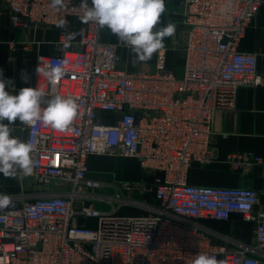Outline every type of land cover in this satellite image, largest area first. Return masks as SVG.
I'll return each instance as SVG.
<instances>
[{
  "label": "built area",
  "instance_id": "1",
  "mask_svg": "<svg viewBox=\"0 0 264 264\" xmlns=\"http://www.w3.org/2000/svg\"><path fill=\"white\" fill-rule=\"evenodd\" d=\"M7 3L19 30L56 26L84 11L76 0H63L59 10L51 0ZM263 3L182 0V74L167 66L165 50L149 70L119 69L116 46L102 42V28L92 22L77 49L40 59L36 90L74 98L78 114L64 131L42 121L27 126L35 164L27 177L36 188L20 206L0 210V264H193L199 254L223 264H264V213L255 212L260 192L187 181L192 164L216 160V112L232 108L241 88L264 86L257 55L239 49ZM56 67L64 75L50 82L43 73ZM99 113L117 119L98 124ZM92 155L137 159L149 183L100 182L88 175ZM227 162L243 170L262 159L233 152ZM233 214L256 222L255 245L228 251L209 243L198 222Z\"/></svg>",
  "mask_w": 264,
  "mask_h": 264
},
{
  "label": "crops",
  "instance_id": "2",
  "mask_svg": "<svg viewBox=\"0 0 264 264\" xmlns=\"http://www.w3.org/2000/svg\"><path fill=\"white\" fill-rule=\"evenodd\" d=\"M88 3L91 4V0ZM80 17L71 16L68 19L64 35L62 28L56 26L19 30L11 26L7 0H0V79L6 82L11 94L18 93L21 88L36 89V66L40 59L77 49L85 26ZM168 24L175 26V34L166 37L164 48L144 62L138 61L130 47L118 40L107 27L102 28L100 39L116 46L119 69L149 70L155 65L159 52L165 50L167 66L182 74L185 59L181 48L186 35V27L182 21V0H165V12L154 31ZM69 34H75L70 42ZM66 43L69 46L64 48ZM239 49L256 54L258 70L264 73V3L247 28ZM51 98L53 97L45 94L41 98V107L45 108ZM116 119L117 115L106 116L99 113L96 121L98 124H113ZM19 126H23V132H26L27 126L19 121L10 125L12 128ZM212 148L216 160L208 165L192 164L188 170V183L197 186L252 188L260 192V202L255 212L264 213V86L241 88L232 108L216 112L212 125ZM233 152H254L261 157L262 163L243 170L233 169L227 162V156ZM87 165L88 175L105 184L132 182L143 188L149 183L150 178L142 173L137 159L92 155L88 158ZM34 188L35 183L30 177L22 181L18 174L15 178L0 174V194L12 198L11 206L6 209L20 206L23 194ZM151 200H154L153 196ZM198 223L211 245L225 246L228 251H233L238 243H256V222L245 221L239 214H233L226 221L204 219Z\"/></svg>",
  "mask_w": 264,
  "mask_h": 264
},
{
  "label": "clouds",
  "instance_id": "3",
  "mask_svg": "<svg viewBox=\"0 0 264 264\" xmlns=\"http://www.w3.org/2000/svg\"><path fill=\"white\" fill-rule=\"evenodd\" d=\"M63 0H51L53 9L63 8ZM84 9L80 17L82 23H95L99 27H107L118 40L130 47L138 61L151 59L154 53L164 48V40L175 34V26L168 24L154 31L165 12V0H81ZM67 21L60 19L57 28H64ZM75 38L69 34L68 41ZM69 44L63 47L67 48ZM36 71L41 74L40 67ZM44 75L50 82L61 78L64 70L61 67L46 70ZM2 76V71H0ZM7 84L0 79V174L15 178L19 173L27 177L32 175L35 164L31 153L34 145L11 137L10 125L19 121L25 126H33L42 121L57 131L67 129L78 114V104L72 97L56 95L47 101V106L41 109V98L45 95L35 88H21L18 93L11 94ZM7 121V123H5ZM12 198L0 194V210L10 207ZM193 264H223L214 256L199 254Z\"/></svg>",
  "mask_w": 264,
  "mask_h": 264
},
{
  "label": "water",
  "instance_id": "4",
  "mask_svg": "<svg viewBox=\"0 0 264 264\" xmlns=\"http://www.w3.org/2000/svg\"><path fill=\"white\" fill-rule=\"evenodd\" d=\"M10 136L18 138L21 141H26L27 132H23V126L13 127Z\"/></svg>",
  "mask_w": 264,
  "mask_h": 264
},
{
  "label": "rangeland",
  "instance_id": "5",
  "mask_svg": "<svg viewBox=\"0 0 264 264\" xmlns=\"http://www.w3.org/2000/svg\"><path fill=\"white\" fill-rule=\"evenodd\" d=\"M151 198V197H150Z\"/></svg>",
  "mask_w": 264,
  "mask_h": 264
}]
</instances>
